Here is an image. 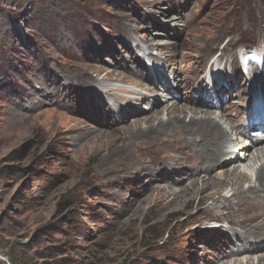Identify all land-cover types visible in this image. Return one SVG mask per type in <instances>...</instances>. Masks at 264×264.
Returning a JSON list of instances; mask_svg holds the SVG:
<instances>
[{
    "label": "rangeland",
    "instance_id": "1",
    "mask_svg": "<svg viewBox=\"0 0 264 264\" xmlns=\"http://www.w3.org/2000/svg\"><path fill=\"white\" fill-rule=\"evenodd\" d=\"M241 47L264 48V0H0V256L13 251L20 264L221 263L236 236L226 219L246 215L217 207L233 193L190 200L183 190L192 176L172 164L180 156L172 140L142 143L124 132L144 117L145 99H157L152 88L169 97L151 100L160 109L195 100L260 138L249 110H264V70L246 75ZM227 122L234 153L248 140ZM176 128L161 134L173 139ZM255 156L250 149L238 164L250 178L245 189L256 181Z\"/></svg>",
    "mask_w": 264,
    "mask_h": 264
},
{
    "label": "bare ground",
    "instance_id": "2",
    "mask_svg": "<svg viewBox=\"0 0 264 264\" xmlns=\"http://www.w3.org/2000/svg\"><path fill=\"white\" fill-rule=\"evenodd\" d=\"M221 61L222 58L218 57L216 63H220ZM233 62L235 63L236 61L234 60ZM226 66L227 63H225L223 69L221 68V73H224ZM252 69L251 76L256 78L257 69L254 66ZM233 70H238V67H233ZM229 83L232 87L233 84H231V82ZM140 86L143 88V85ZM96 87L104 95H109L110 90H108L106 87V83L102 84L96 81ZM242 90H244V88L241 89V91ZM150 91L152 94L157 95L154 96L157 97V99L154 100L151 97H147V99H145L146 104L148 103L146 105L148 109L141 111L144 117L135 121L136 127L134 130H132L133 127H126L129 131L124 133H127V135L130 134V137L134 135L135 139L140 140V142L142 141V143L150 139H156L154 141L157 143H165L166 140H172V142L176 145L177 153L180 155H177L176 158H172V164L175 167L188 166L189 176H192L190 181H188L190 186H188V188L184 187L183 190L184 195L186 194V196H189L190 200L200 194L203 195L202 199H206L205 197H214L215 194L223 195L225 191L229 189L233 194L230 197L222 196L220 199L221 202L217 207H219V209L230 208L231 210H234L236 214L237 209L241 208L242 210H245L244 212H246V215H244V217L242 216V220L239 218L226 219L228 223L234 226V234H236V236L233 242L235 243H230L229 241V244H227L228 247L224 249L222 253V256L224 257L223 260L221 263L216 264H264V132H258L260 134V138L254 140V138L251 137V139H248V128H242V123L240 124V127L238 125L236 126V121L232 118L234 117L233 115H223L222 113L221 115H217L215 110H213L211 107H207V109L203 110L199 106L200 102H195V100L190 101L194 102V104L189 106L184 104L177 105L173 101L169 103L166 102V104L162 106L165 111L164 113L162 108L160 109L158 106L156 107L155 103H152L151 100L156 101L159 104L163 101V98H169L167 94H165L166 92H164L162 98H160V95L157 94L152 88H150L149 92ZM136 99H141V95H137ZM119 102V105H117L118 110H124L122 103L126 106L130 105L129 100H127L126 103L125 101ZM213 106H217V104H214ZM161 114H166L167 120L162 118ZM225 119L228 121V128L232 133H235L236 136L249 141H247V143L244 145H232L235 148L232 149L234 150V153H231L230 150H228L229 145L232 143V134L223 125V121H225ZM141 123H145L147 127L145 126V128L140 126ZM171 124L174 127L179 128V130H176L177 133L173 139H166L161 133L164 130L163 128H167ZM250 125L260 126L261 129L264 130V117L257 118L256 122ZM127 138L125 134L124 138H121V140L120 138L116 139V142ZM142 138H144V140H142ZM122 147L123 145L120 148ZM125 148L123 147V149ZM250 149H254L256 153V156L253 157L254 159H251L254 162L259 161L260 166L256 173V181L254 185H250L247 189H245L244 184L247 182L250 183V178L246 173L240 170L238 164L241 162L243 157L246 156L248 150ZM117 151H119V149L115 148L114 152ZM188 154L191 156L186 158ZM230 155H233V158H228ZM167 165L171 164L166 163L165 167H168ZM171 168L169 167V169ZM218 172L220 173L218 174ZM210 174L213 175V181L208 179ZM217 174L222 175L224 178H216ZM170 189L167 190V193L172 192L173 196L179 195L178 192L174 190L172 191ZM163 197V201H167L170 198V195L165 194Z\"/></svg>",
    "mask_w": 264,
    "mask_h": 264
},
{
    "label": "clouds",
    "instance_id": "3",
    "mask_svg": "<svg viewBox=\"0 0 264 264\" xmlns=\"http://www.w3.org/2000/svg\"><path fill=\"white\" fill-rule=\"evenodd\" d=\"M236 51L240 60L241 69L246 75L250 76L253 70L249 65V60L254 62L256 69L264 70V48H255L251 51V53H247L243 47L237 49ZM229 70H231L230 66Z\"/></svg>",
    "mask_w": 264,
    "mask_h": 264
},
{
    "label": "trees",
    "instance_id": "4",
    "mask_svg": "<svg viewBox=\"0 0 264 264\" xmlns=\"http://www.w3.org/2000/svg\"><path fill=\"white\" fill-rule=\"evenodd\" d=\"M9 258H8V261L11 263V264H20L19 261H18V256L16 253H14L13 251L10 252V254L8 255ZM3 261V260H2ZM0 264H1V261H0Z\"/></svg>",
    "mask_w": 264,
    "mask_h": 264
},
{
    "label": "water",
    "instance_id": "5",
    "mask_svg": "<svg viewBox=\"0 0 264 264\" xmlns=\"http://www.w3.org/2000/svg\"><path fill=\"white\" fill-rule=\"evenodd\" d=\"M0 259L3 260L4 262H6L7 264H11L6 258L0 256Z\"/></svg>",
    "mask_w": 264,
    "mask_h": 264
}]
</instances>
